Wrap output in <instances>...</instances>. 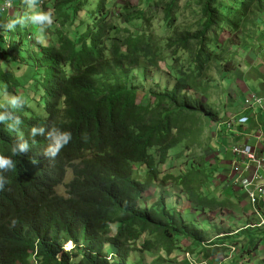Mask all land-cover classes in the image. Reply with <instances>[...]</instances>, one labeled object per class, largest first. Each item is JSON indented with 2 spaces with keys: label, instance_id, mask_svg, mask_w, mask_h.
Listing matches in <instances>:
<instances>
[{
  "label": "trees",
  "instance_id": "trees-1",
  "mask_svg": "<svg viewBox=\"0 0 264 264\" xmlns=\"http://www.w3.org/2000/svg\"><path fill=\"white\" fill-rule=\"evenodd\" d=\"M179 2L142 0L136 7L127 2L113 21L115 0H107V256L118 257L107 264H180L185 253L195 252L216 261L230 253L233 236L252 240L253 246L261 241L245 226L236 235L211 227L218 237L212 239L211 228L200 227L192 216L220 212L231 203L213 194L216 176L200 154L197 133L203 120H220L207 106L208 94L218 87L210 86V74L218 68L221 80L235 71L239 48L264 29L257 23L264 20V0H201L196 31L175 23ZM45 8L56 14V22L46 46L38 43L32 63L25 50L28 39L35 48L36 26L22 28L19 39L15 31L8 39L9 32L0 33V110L18 116L22 132L44 127L35 143L26 137L37 155L47 145V127L53 136L55 126L72 138L56 166L40 161L34 168L17 155L14 169L2 172L7 183L0 189V264H106V0H47ZM249 26L254 36L247 35ZM160 63L175 74L161 72ZM147 70L154 72L150 81L163 82L162 92L147 85ZM47 81L54 88L46 89ZM4 90L23 97L24 106L10 109L2 100ZM145 91L151 101L138 102V92ZM57 93L59 102L40 100L52 101ZM0 132H8L4 124ZM11 132L0 149L5 154L19 141ZM72 149L84 160L72 167L62 195L58 189L67 171L59 166ZM26 158H33L32 148ZM167 182L174 187L170 200L160 196L138 208L147 189ZM208 240L211 250L202 247ZM68 242L75 244L71 252L65 251Z\"/></svg>",
  "mask_w": 264,
  "mask_h": 264
},
{
  "label": "rangeland",
  "instance_id": "rangeland-1",
  "mask_svg": "<svg viewBox=\"0 0 264 264\" xmlns=\"http://www.w3.org/2000/svg\"><path fill=\"white\" fill-rule=\"evenodd\" d=\"M5 1H12V0H0V24H3L7 19L12 18V16H8L7 12H3L2 9H1V7H2V5H3V3ZM13 1L16 4L15 5L16 6V12H15L16 15L22 14L23 11H24V6L23 5L20 6L21 5L19 3L20 0H13ZM39 1H41V0H38V2ZM42 1L44 3L47 2V0H42ZM140 1H142V0H115V4H111L110 5V8L112 10L110 12V17L113 19V21L116 20L115 12L117 11L118 6L123 5V4L127 3V2H130V4L133 7H136L137 5L140 4ZM222 1H225V0H222ZM230 1L234 2V0H230ZM200 4H201V0H180L179 7L177 8L178 15L175 18V23L177 25L182 24L183 26H186L188 29H192L193 31H196L198 29V27H199V25H198L199 15L198 14H199L200 7H198V6ZM44 5L45 4H43V6ZM116 5H117V7H116ZM42 10L44 12L50 13L52 15V17H53L52 25L49 26L48 28H45V30H44L45 35L49 36V35L52 34V30H53V28L55 26L56 14L52 13L47 8H42ZM12 13L13 12H11L10 15ZM261 20L262 19H259L257 21V23L259 24V22ZM251 23H252V21H251ZM30 26L31 25L25 26V28H27L29 30ZM20 31H22V28L19 25H17L16 30H15V32H17V35H16L17 39H19L18 32H20ZM156 32L162 33L163 31L162 30H157ZM36 34H38V29L37 28L34 31V35L33 36L35 37ZM250 34H251V36H254V30H252L251 27L249 26V29L247 31V35L250 37ZM10 35H11V32H9L7 39L10 37ZM256 35H257V37H264V29H263V31L261 30V35H258V33ZM28 41H31V40L28 39ZM28 41H27L26 50H25V57L30 63H32L31 60L34 59V58L36 59V56L40 53V51H39L40 47H39L38 43L36 42L34 50H31L30 49V44H29ZM253 47H254V44H251L250 52H252V53L250 55V58L252 60H255L254 56H252V55L254 53H256L255 51L257 49H255ZM239 50H241V48H239ZM29 54L31 55V59H29ZM178 55L181 56V53H179ZM238 58L236 59V63H237ZM260 58L262 60H264L261 56L259 57V59ZM234 61H235V58H234ZM159 69H160L161 72H163L165 74H171V75L175 74L174 70H170L168 72V66L166 64H164V63H160L159 64ZM217 70H218V68H217ZM217 70L216 71L213 70V72L210 74V77L208 78L209 84H210L211 87L213 85H218V87H214V89L212 91H210V93L208 94L209 102H208L207 106L209 108H211V112L212 113H215V111H216L220 115V121L219 122H221V123H218V122H216V123L215 122L214 123H212V122H204V120H203L202 123H201V126L198 129V132L201 131V133H197V137L199 138V142H201V145L202 146H206V147L211 146V149L213 151H215L214 148L216 147L214 145V138L216 136L215 137L213 136L214 135L213 134L214 133V128L216 130L219 127H226V128L229 129L228 124L222 123V121L224 120V118L222 117L224 115V110L223 109H224V107H227L226 105L228 103V102H223V100H227V96L225 94V91H226V88H227V81L226 80H229V78L226 79L228 76L224 75V76H222V78L220 80V78H219V76L217 74ZM158 73H160V72L159 71L156 72V76H157ZM146 74L148 75V81H150L152 78H154L153 70H147ZM37 77H38V73L35 72L36 81H37ZM169 79H171V78L169 77ZM35 84H36V82H35ZM145 84H147V83H145ZM159 84H160V87H158ZM173 84H174V82H173ZM147 85H150L152 91H160V92L163 91L162 88H161L162 85H163V82L159 78H157L155 82L150 81V83H148ZM45 86H47V84H45ZM145 92H148V91H145ZM36 99L34 101V104H35V107L38 108V104L36 103ZM137 99H138V102L149 103L151 101L150 93L148 92V94H146V93H143V92H138ZM262 105H263V103H262ZM211 127H212V131L213 132L211 131ZM191 128H193V127H191ZM260 135H262V136H260ZM27 136H29V133L26 132V131H23V138L25 139ZM259 136H260L259 137L260 139L263 138L264 131H261L259 133ZM235 146L238 149H242L243 148V147H241L242 145H240V144L231 145L229 147H231V149H232V147H235ZM255 152H256L257 156L264 157V149L258 150V148L256 147L255 148ZM229 157L232 160V164H234L236 162L235 161V157L231 153H228V158ZM241 158L243 159L244 156L243 157L241 156ZM76 161H77V157H75L74 155H70V156L65 158L64 162L59 167H60L61 170L67 171V170H69V169H71L72 167L75 166ZM176 166H178V163H176ZM26 169L27 168L22 167V172L25 173ZM71 179H72L71 176H68L67 179H66V182H70ZM213 184L219 186L220 182H214ZM212 191L214 192V194H217V195L220 196V194L223 193L224 188L223 187L213 186V190ZM58 192H59V194H62V195L65 194L66 187L62 186L61 188L58 189ZM227 192H229V190H227ZM166 194L167 195H171L172 192L171 191H166ZM241 201H242V199H240V202L235 205V207L238 206V210L237 211H224V213L220 212L219 214H216V213H211V214H209V213H201L199 211V213H195L194 216H192V217L196 218L197 224L200 227L208 226L209 228H211V225H212V226H215V227L218 226V227H220L223 230H230V231H235L237 227H239V226L243 227V226H245L248 223L246 228H248V227H250V229L254 228L253 229L254 232H258L259 233V238H261V241L253 246L254 242L252 240H250L249 242H245L242 238L237 239L236 238L237 235L235 234L236 236L231 237L232 241H229V242L234 246V248H236V251L234 250L232 252L233 254L228 253L227 257H225L226 255H223L220 252L223 255V258H224L222 263L223 264H264V236H263L264 235V205L262 207V201L258 199L257 204L254 206L253 211L251 212V214L250 215H248V214L246 215L243 212V207H242ZM231 212H236L237 217L240 216V219H237V221H235V222H237L236 224L235 223L231 224ZM208 232L210 233V236L213 237L212 230H210ZM239 242H241V243H239ZM68 244L72 245L70 250L66 249V246ZM186 244H187V246L190 245L189 242H186L185 245ZM243 244H248V247L247 248H243V246H244ZM74 246H75V244L73 242H68L65 245V251L66 252H68V251L71 252L72 249L74 248ZM67 248H69V247H67ZM150 256L151 255H145V258H149ZM181 256L183 257V255H181ZM194 256H195V254H194ZM185 257H186V253L184 254V257L181 259L182 262L180 264H187L184 261ZM112 258L113 257H111V259ZM131 258L133 260L137 259V257L135 255H133ZM190 258H192V255H191ZM206 260H205V257L199 256V258L195 259V262L197 264H220L221 263L220 262L221 257L219 258V260L217 259L214 262L211 259H209L207 261ZM148 261H150V260L148 259Z\"/></svg>",
  "mask_w": 264,
  "mask_h": 264
},
{
  "label": "clouds",
  "instance_id": "clouds-1",
  "mask_svg": "<svg viewBox=\"0 0 264 264\" xmlns=\"http://www.w3.org/2000/svg\"><path fill=\"white\" fill-rule=\"evenodd\" d=\"M21 1L23 3V6H24V11L20 15H16V13H15L16 12V6H15L16 4L13 0L12 1H5L3 3L2 7H1L2 11L7 12L8 16H12V18L7 19L3 24H0V33H7V32L15 31L17 25H19L21 28H24L25 26H28V25L36 26V28L38 29V34H36L34 38H35L37 43H39L40 45L46 46L47 39H46V35H45L44 30H45V28H48L49 26L52 25V23H53L52 15L50 13L44 12L42 10V8H45V5L43 6V4H45V3L42 0L39 2H38V0H20L19 3ZM8 2L12 3V8L10 11H7L4 8L5 4ZM11 12H13V13L10 15ZM47 83H48V81H47ZM48 88H54V87L52 85H49V83H48V86L46 89H48ZM253 96H254V98H257L260 101L261 105L256 103L255 99L254 100L252 99ZM253 96H251V98L249 99V101L252 102L251 106L255 105V106L262 107V103H263L262 99L255 96V95H253ZM2 100L6 101L7 106L10 109L22 108L24 106V103H25L23 97H21L19 95H12L7 90L3 91ZM40 100L43 103L53 102V101L59 102L60 101L59 93H57V95H55L53 97H50V100H52V101H48L47 98H44V99L40 98ZM59 105L60 104L54 105V107H52L50 109V111L55 109V108H58ZM0 107H3L2 103H0ZM35 111L39 114V116H41V114L44 112L43 107L40 106L39 104H38V108L35 107ZM246 118L247 117H242V118L238 119L237 117L235 118V116H234V117H231L222 123H226V124L232 123L233 125L231 127H229V129H234V127L237 125L247 124L249 122V118H247V121L244 122V120ZM47 119H49V118H47ZM219 119H220V115H219ZM219 121H217V122L221 123ZM231 121H234V122H231ZM212 123H214V122H212ZM0 124H4L6 129L8 130V132L5 133L4 135H2V136L0 135V149H4L7 147V144L9 142V140L11 139V136H10V133H12L11 131L15 130L16 135L19 138V141L12 144L10 149H9V151L12 155L11 154H5V153L0 151V189H3L5 183H7V180H6L5 176L2 174V172L12 170L15 167L14 156L18 155V157H17L18 161L24 160V164L28 163L30 166H32L34 168L38 165V163L40 161H43L48 166L49 165L50 166H56L59 157L61 156L63 150L67 147L68 142L72 138L70 132L62 131L61 129H59L55 126H53V129H54V131L57 132V134H55L53 136L47 127V134L49 136L48 139L46 138L48 140L47 145L45 147H43V146L40 147L39 154L37 155V154H35V148H34L33 144L29 145L28 142L26 141V138L25 139L23 138V132L18 127L21 124V120L18 116H16L13 119L10 114H6L5 111L0 110ZM211 131H212V127H211ZM28 133H29V137L32 139L33 143H35L36 134L37 133L43 134L44 133V127L32 126L29 129ZM0 134H1V132H0ZM213 134H214L213 135L214 137L218 134V132L215 128H214ZM31 148H32L33 158L30 160H27L26 156L31 152ZM179 151H180V148L175 150L176 153ZM228 151L231 153V147H229ZM214 152L215 151H213L211 149V146H209V147L202 146V149L200 150L201 155L206 154V158H207L209 168L211 171L214 172V174L216 176L213 180V183L214 182H220L219 186L215 185V184H213V185L217 186V187H223L224 188V186H226V182H224L223 178L219 177V175H218L219 173L217 172V166H216L217 163L214 164V157H213ZM71 153H72V155H74V149L71 150ZM83 160L84 159L77 157V161H76L75 165L81 163ZM179 162L181 164V161H179ZM160 166H164V165H160ZM176 167L178 168V166H176ZM134 169H139L142 173L147 171L146 167L144 165H140V164H135ZM232 169H233V167H232ZM67 172H68L67 177L71 176V178H73L72 174H74V173L72 171V168L67 170ZM174 175H178V174H174ZM67 177H66V179H67ZM234 177H235L234 174H231L230 186H231V188L232 187L239 188L238 187L239 184H237L233 181ZM80 179L87 180L85 177H80ZM160 179H161V176L159 175L158 180H160ZM159 182H162V181H159ZM173 188L174 187L172 186V183L167 182V183H159L155 187L147 189L143 193V195L140 199L141 202L138 204V208L144 209V207L149 206L154 201L159 202L160 196H163L164 199H166L167 201L170 200L171 195H167L166 191L174 192ZM239 193H242L241 189H240ZM213 194H214V192H213ZM243 194H244V197L248 200L249 205L251 207V212H252L255 205H253L251 203V201L248 199V197L246 196L245 193H243ZM215 195L217 197H221L222 200L231 202L230 205H228L225 209H223L220 212L224 213V211H234L235 210V205L233 203L234 200L232 198H226L224 195V191L220 196L217 194H215ZM167 201H165V202H167ZM220 212L218 211L215 213L219 214ZM251 212L248 213V215H250ZM184 213H187V211H185ZM247 225H248V223L245 225V227ZM211 227H215V226L211 225ZM239 227L241 228V226H239ZM239 227H237L236 230L239 229ZM218 228H220V227H218ZM210 230H212V228ZM235 231H231V232L234 233ZM235 233H237V232H235ZM212 235H213V237L210 236L212 239L218 240V237H216L213 233H212ZM221 236H224V235H221ZM202 247L203 248H209V250H211L212 249L211 242L208 240L207 242L202 243ZM229 249H230V253L233 254L232 252L234 251V246H230ZM235 251H236V249H235ZM194 254H195V256H193L192 254L186 253V257H185L184 261L186 262V260H187L189 263L192 262V264H197L195 262V259L199 258V256H203V254L198 253V252H195ZM113 255L114 254H109L107 256V260L109 262L113 261V260H118V257L116 255L115 256H113ZM191 255H192V258H190ZM111 257H113V258L111 259ZM219 258H220V256L218 257V260H219ZM209 259H211L212 261L214 260L213 257L207 258V260H209ZM205 260H206V258H205ZM223 260H224V258L222 256L220 262H222Z\"/></svg>",
  "mask_w": 264,
  "mask_h": 264
},
{
  "label": "crops",
  "instance_id": "crops-1",
  "mask_svg": "<svg viewBox=\"0 0 264 264\" xmlns=\"http://www.w3.org/2000/svg\"><path fill=\"white\" fill-rule=\"evenodd\" d=\"M261 26H264V20L259 22ZM263 31V29H262ZM260 34V33H259ZM251 44H254L257 49L252 56L255 60L250 58L252 52H250ZM244 50H239L237 60V68L228 76L227 88L225 94L228 102L227 107H224V121L229 117H242L249 118V122L243 125H237L234 129H228L226 127H219L217 129L218 134L214 138L215 152L213 154L214 164L217 163V172L219 177H222L226 186H224V195L226 198H232L234 205L240 202L243 207V212L247 215L251 212V207L248 200L244 197L243 193H239L240 189L230 186V176L232 174V160L228 158L229 146L240 145H252L257 147L258 150L264 149V136L259 139L258 135L261 131H264V37H255L252 41L247 42L242 46ZM258 59V60H257ZM257 96L262 99V107L247 104L251 96ZM226 118V119H225ZM226 128V129H225ZM254 171V169H253ZM264 177V171L262 173ZM229 190V192H227ZM246 204H245V203ZM238 210V206L234 211ZM236 212H231V224H236L237 217Z\"/></svg>",
  "mask_w": 264,
  "mask_h": 264
},
{
  "label": "built area",
  "instance_id": "built-area-1",
  "mask_svg": "<svg viewBox=\"0 0 264 264\" xmlns=\"http://www.w3.org/2000/svg\"><path fill=\"white\" fill-rule=\"evenodd\" d=\"M4 8L7 11H10L12 8V3L8 2L5 4ZM255 102L260 104V101L257 98ZM252 103L248 100L247 104ZM247 121V118L244 122ZM234 122V121H231ZM233 124L228 123V126L231 127ZM262 136V135H260ZM258 135V137H260ZM260 139V138H259ZM242 149L232 147L231 153L235 157V163L232 164V174H234L233 181L241 189L242 193H245L248 199L253 205L257 204L258 199L262 201V206L264 205V177L262 173L264 171V157L257 156L255 148L252 145H242ZM241 156L244 158L242 159ZM254 169V171H253Z\"/></svg>",
  "mask_w": 264,
  "mask_h": 264
},
{
  "label": "bare ground",
  "instance_id": "bare-ground-1",
  "mask_svg": "<svg viewBox=\"0 0 264 264\" xmlns=\"http://www.w3.org/2000/svg\"><path fill=\"white\" fill-rule=\"evenodd\" d=\"M69 184H70V182H64V183H63V186H67V185H69ZM67 247H69V248H67ZM71 247H72V245H71V244H68V245L66 246V249H67V250H70ZM235 249H236V248H234V250H235ZM220 264H223V263L221 262Z\"/></svg>",
  "mask_w": 264,
  "mask_h": 264
}]
</instances>
